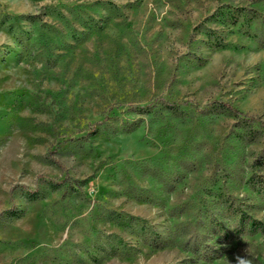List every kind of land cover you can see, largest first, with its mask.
I'll list each match as a JSON object with an SVG mask.
<instances>
[{
    "label": "rangeland",
    "instance_id": "rangeland-1",
    "mask_svg": "<svg viewBox=\"0 0 264 264\" xmlns=\"http://www.w3.org/2000/svg\"><path fill=\"white\" fill-rule=\"evenodd\" d=\"M263 125L264 0H0V264H264Z\"/></svg>",
    "mask_w": 264,
    "mask_h": 264
},
{
    "label": "trees",
    "instance_id": "trees-1",
    "mask_svg": "<svg viewBox=\"0 0 264 264\" xmlns=\"http://www.w3.org/2000/svg\"><path fill=\"white\" fill-rule=\"evenodd\" d=\"M163 103H165V105H167V106H171V105H173L172 103H168V102H165V101H163ZM224 107H226L227 109H229L230 111H232V112H234V113H236V114H238L239 113V111H237V109H235L234 107H232L231 105H229V104H227V103H221ZM264 126V125H263ZM23 188H27V187H25V186H23Z\"/></svg>",
    "mask_w": 264,
    "mask_h": 264
}]
</instances>
